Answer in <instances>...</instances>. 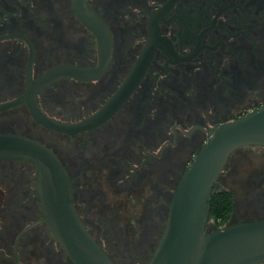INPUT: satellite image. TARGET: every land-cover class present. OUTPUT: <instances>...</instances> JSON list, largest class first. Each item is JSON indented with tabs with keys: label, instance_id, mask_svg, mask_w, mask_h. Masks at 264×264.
I'll return each mask as SVG.
<instances>
[{
	"label": "flooded vegetation",
	"instance_id": "1",
	"mask_svg": "<svg viewBox=\"0 0 264 264\" xmlns=\"http://www.w3.org/2000/svg\"><path fill=\"white\" fill-rule=\"evenodd\" d=\"M68 66L91 73L41 87ZM30 97L55 122L103 119L59 132L37 121ZM5 105L0 133L55 153L77 213L111 261L149 264L193 159L220 124L264 106V0H0ZM250 148L264 153L236 149L214 185L233 195L224 226L264 219V163L240 191L221 187ZM237 205L247 217L235 221ZM41 218L35 166L0 161V264H25L34 250L44 254L37 264H74Z\"/></svg>",
	"mask_w": 264,
	"mask_h": 264
},
{
	"label": "water",
	"instance_id": "2",
	"mask_svg": "<svg viewBox=\"0 0 264 264\" xmlns=\"http://www.w3.org/2000/svg\"><path fill=\"white\" fill-rule=\"evenodd\" d=\"M89 73L61 67L44 76L40 84L43 87L65 75L86 77ZM29 104L39 123L69 134L95 127L104 115L101 112L79 124H63L43 115L31 97ZM248 145L264 147V106L220 124L193 159L178 183L164 235L149 264L264 263V219L209 230L214 224L209 206L214 185L230 155ZM0 161L35 166L41 220L74 264H115L83 224L74 206L70 175L53 151L31 138L0 133Z\"/></svg>",
	"mask_w": 264,
	"mask_h": 264
},
{
	"label": "rangeland",
	"instance_id": "3",
	"mask_svg": "<svg viewBox=\"0 0 264 264\" xmlns=\"http://www.w3.org/2000/svg\"><path fill=\"white\" fill-rule=\"evenodd\" d=\"M239 153L244 155L242 161H240L237 164V166L234 169L235 171L229 173V176L225 178V182L223 183L224 185L221 186L224 189H228V190L235 191V192L240 191L242 188L241 186L244 185V180H243V178L245 177L244 174L249 172L248 170L254 169L258 167V165L264 163V153L262 151H256L255 149L250 148V149H242L239 152H237L238 155H240ZM119 205H123V204L121 203ZM236 209L237 210H236L235 217L233 220L238 221L239 219H243L247 217L246 211L241 210L238 205ZM124 220L127 224L133 221L132 217L130 216H126ZM45 232L46 234H48V230H45ZM54 245H55L53 249L54 252L60 253L61 248L57 246L55 243ZM43 255L44 254L38 252L37 250H34L31 252H28L29 257H26V254H25L26 260L19 261V262H24L25 264H37L38 262H43L41 261V259L43 258Z\"/></svg>",
	"mask_w": 264,
	"mask_h": 264
},
{
	"label": "trees",
	"instance_id": "4",
	"mask_svg": "<svg viewBox=\"0 0 264 264\" xmlns=\"http://www.w3.org/2000/svg\"><path fill=\"white\" fill-rule=\"evenodd\" d=\"M210 216L216 226L223 227L233 211V195L229 191L213 189L209 202Z\"/></svg>",
	"mask_w": 264,
	"mask_h": 264
}]
</instances>
